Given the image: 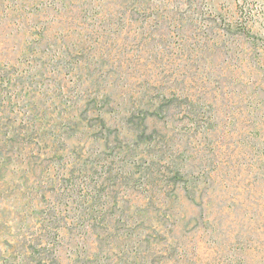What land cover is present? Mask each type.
<instances>
[{
  "label": "rangeland",
  "instance_id": "rangeland-1",
  "mask_svg": "<svg viewBox=\"0 0 264 264\" xmlns=\"http://www.w3.org/2000/svg\"><path fill=\"white\" fill-rule=\"evenodd\" d=\"M40 253L264 264V0H0V264Z\"/></svg>",
  "mask_w": 264,
  "mask_h": 264
},
{
  "label": "trees",
  "instance_id": "trees-1",
  "mask_svg": "<svg viewBox=\"0 0 264 264\" xmlns=\"http://www.w3.org/2000/svg\"><path fill=\"white\" fill-rule=\"evenodd\" d=\"M247 32H249V30L246 31V32H244V30H242V33H247ZM46 226H47V227H48V226L51 227V223H50V225L47 224ZM51 228H52V227H51ZM53 229L55 230V232L52 231V230L48 231L47 233L50 234V235H47V236H46V238H45L46 240H45V239H42V240L39 242V246H40V247L46 246V245H48V243H52V241H55V239H53V238H57L58 241H59V239H62V238H63L60 229H55V228H53ZM50 236H51V237H50ZM49 238H50V239H49ZM51 239H53V240H51ZM55 243H56V241H55ZM58 258H59V257H57V259H58ZM42 259H43V256H42V254L40 253V254L38 255V257L36 258V264H45V263H42ZM58 263H59V259H58Z\"/></svg>",
  "mask_w": 264,
  "mask_h": 264
}]
</instances>
